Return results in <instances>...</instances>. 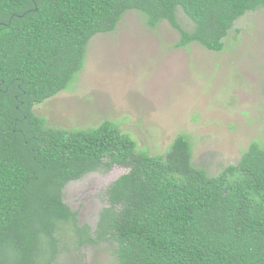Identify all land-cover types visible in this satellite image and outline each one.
Here are the masks:
<instances>
[{
	"label": "trees",
	"instance_id": "16d2710c",
	"mask_svg": "<svg viewBox=\"0 0 264 264\" xmlns=\"http://www.w3.org/2000/svg\"><path fill=\"white\" fill-rule=\"evenodd\" d=\"M258 9L264 0H0V264H56L64 228L77 247L115 243V264H264V145L209 176L192 164L187 136L149 154L113 122L58 129L33 112L70 88L90 40L128 11L151 29L166 21L174 49L219 52ZM113 166L128 171L106 188L91 235L62 192Z\"/></svg>",
	"mask_w": 264,
	"mask_h": 264
},
{
	"label": "rangeland",
	"instance_id": "374dc122",
	"mask_svg": "<svg viewBox=\"0 0 264 264\" xmlns=\"http://www.w3.org/2000/svg\"><path fill=\"white\" fill-rule=\"evenodd\" d=\"M176 16L192 30L180 9ZM178 37L166 21L151 29L140 13L126 12L114 32L90 40L70 88L35 106L34 114L58 129L113 122L149 154H161L176 136H187L192 164L216 176L253 141L264 145V10L235 21L219 52L196 43L174 49ZM127 171L113 166L64 187L63 202L91 235L107 206L106 188ZM62 233L56 264L116 263L115 243L77 247L67 228Z\"/></svg>",
	"mask_w": 264,
	"mask_h": 264
}]
</instances>
